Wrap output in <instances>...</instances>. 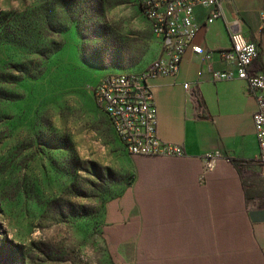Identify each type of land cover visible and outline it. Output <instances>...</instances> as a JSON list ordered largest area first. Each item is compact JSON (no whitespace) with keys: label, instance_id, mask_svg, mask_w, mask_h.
<instances>
[{"label":"rangeland","instance_id":"374dc122","mask_svg":"<svg viewBox=\"0 0 264 264\" xmlns=\"http://www.w3.org/2000/svg\"><path fill=\"white\" fill-rule=\"evenodd\" d=\"M142 2L0 0V264H127L106 228L141 157L94 88L159 55Z\"/></svg>","mask_w":264,"mask_h":264},{"label":"crops","instance_id":"0c3cea01","mask_svg":"<svg viewBox=\"0 0 264 264\" xmlns=\"http://www.w3.org/2000/svg\"><path fill=\"white\" fill-rule=\"evenodd\" d=\"M223 7L224 18L210 25H203L208 10L195 9L201 28L192 46L211 50L209 58L191 46L175 76L149 79L157 134L186 155H139L130 205L115 210L106 228L127 264H264L257 99L246 81L214 77L226 68L222 51L231 47L236 18L246 38L259 43L252 70L264 71V0H229ZM212 154L219 158L201 180L202 157Z\"/></svg>","mask_w":264,"mask_h":264},{"label":"built area","instance_id":"2783aa9c","mask_svg":"<svg viewBox=\"0 0 264 264\" xmlns=\"http://www.w3.org/2000/svg\"><path fill=\"white\" fill-rule=\"evenodd\" d=\"M229 0H143V10L160 14L161 48L149 69L130 75L110 74L103 76L94 88L97 106L107 115L120 142L131 156L186 155L182 145L164 142L157 134V113L149 79L161 75L175 76L186 50L193 45L201 26L195 20V9L208 10L203 25L213 24L224 18L223 4ZM264 21V8L261 10ZM231 47L222 51L226 68L214 73L217 80L241 79L246 81L250 92L257 99L258 109L253 122L259 143V160L264 172V71L254 72L253 63L259 58V43L249 40L241 30V20L236 18L230 25ZM196 53L206 58L211 50L199 45L192 46ZM186 89L192 88L189 83ZM218 154L202 157L201 180L215 167Z\"/></svg>","mask_w":264,"mask_h":264},{"label":"bare ground","instance_id":"6f19581e","mask_svg":"<svg viewBox=\"0 0 264 264\" xmlns=\"http://www.w3.org/2000/svg\"><path fill=\"white\" fill-rule=\"evenodd\" d=\"M150 17L153 19L156 33L161 36V26H160V14H159V12L158 11H150ZM152 62H151V64H152ZM151 64L148 66L147 69H149V67L151 66ZM121 75H130V73H121ZM118 137H119V135H118Z\"/></svg>","mask_w":264,"mask_h":264},{"label":"clouds","instance_id":"9594fccd","mask_svg":"<svg viewBox=\"0 0 264 264\" xmlns=\"http://www.w3.org/2000/svg\"><path fill=\"white\" fill-rule=\"evenodd\" d=\"M17 7H19V5H17Z\"/></svg>","mask_w":264,"mask_h":264},{"label":"trees","instance_id":"16d2710c","mask_svg":"<svg viewBox=\"0 0 264 264\" xmlns=\"http://www.w3.org/2000/svg\"><path fill=\"white\" fill-rule=\"evenodd\" d=\"M120 139V138H119Z\"/></svg>","mask_w":264,"mask_h":264}]
</instances>
